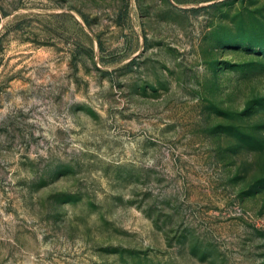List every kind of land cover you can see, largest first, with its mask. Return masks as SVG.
<instances>
[{
  "label": "rangeland",
  "instance_id": "374dc122",
  "mask_svg": "<svg viewBox=\"0 0 264 264\" xmlns=\"http://www.w3.org/2000/svg\"><path fill=\"white\" fill-rule=\"evenodd\" d=\"M0 264H264V0H0Z\"/></svg>",
  "mask_w": 264,
  "mask_h": 264
}]
</instances>
